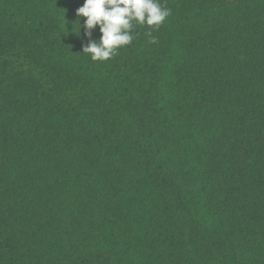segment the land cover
Returning a JSON list of instances; mask_svg holds the SVG:
<instances>
[{
  "label": "trees",
  "instance_id": "trees-1",
  "mask_svg": "<svg viewBox=\"0 0 264 264\" xmlns=\"http://www.w3.org/2000/svg\"><path fill=\"white\" fill-rule=\"evenodd\" d=\"M159 2L100 63L0 0V264H264V0Z\"/></svg>",
  "mask_w": 264,
  "mask_h": 264
},
{
  "label": "clouds",
  "instance_id": "clouds-1",
  "mask_svg": "<svg viewBox=\"0 0 264 264\" xmlns=\"http://www.w3.org/2000/svg\"><path fill=\"white\" fill-rule=\"evenodd\" d=\"M171 15V9L159 0H84L76 10L77 18H84V36L88 43L82 52L93 62H107L119 50L131 45L137 36V27H147L150 43H156L152 33ZM65 21V19H64ZM78 34L81 27L79 19ZM99 29V40H92V30ZM65 28V24H64ZM135 33V34H133Z\"/></svg>",
  "mask_w": 264,
  "mask_h": 264
}]
</instances>
